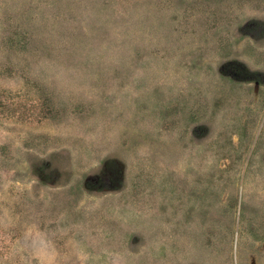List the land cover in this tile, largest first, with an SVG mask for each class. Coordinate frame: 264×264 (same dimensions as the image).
Listing matches in <instances>:
<instances>
[{
  "label": "rangeland",
  "instance_id": "obj_1",
  "mask_svg": "<svg viewBox=\"0 0 264 264\" xmlns=\"http://www.w3.org/2000/svg\"><path fill=\"white\" fill-rule=\"evenodd\" d=\"M0 264H264V0H0Z\"/></svg>",
  "mask_w": 264,
  "mask_h": 264
}]
</instances>
